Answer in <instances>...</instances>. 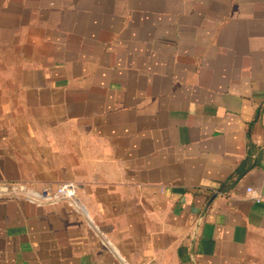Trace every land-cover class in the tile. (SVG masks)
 I'll use <instances>...</instances> for the list:
<instances>
[{
    "label": "crops",
    "instance_id": "0c3cea01",
    "mask_svg": "<svg viewBox=\"0 0 264 264\" xmlns=\"http://www.w3.org/2000/svg\"><path fill=\"white\" fill-rule=\"evenodd\" d=\"M247 188L264 0H0V264H264Z\"/></svg>",
    "mask_w": 264,
    "mask_h": 264
},
{
    "label": "built area",
    "instance_id": "2783aa9c",
    "mask_svg": "<svg viewBox=\"0 0 264 264\" xmlns=\"http://www.w3.org/2000/svg\"><path fill=\"white\" fill-rule=\"evenodd\" d=\"M7 195H19L27 201L35 204L52 203L57 201H67L71 205L77 206L76 193L77 186L73 183L65 182L58 185H45L38 190L29 188L26 185H10L2 187ZM249 199L260 202L264 196L253 188L246 189Z\"/></svg>",
    "mask_w": 264,
    "mask_h": 264
}]
</instances>
